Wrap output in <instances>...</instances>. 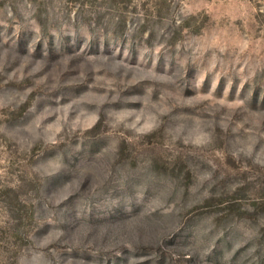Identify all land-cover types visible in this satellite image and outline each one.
<instances>
[{
  "label": "rangeland",
  "instance_id": "1",
  "mask_svg": "<svg viewBox=\"0 0 264 264\" xmlns=\"http://www.w3.org/2000/svg\"><path fill=\"white\" fill-rule=\"evenodd\" d=\"M0 264H264V0H0Z\"/></svg>",
  "mask_w": 264,
  "mask_h": 264
}]
</instances>
